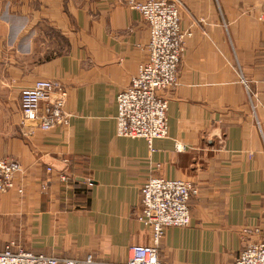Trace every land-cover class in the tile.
I'll use <instances>...</instances> for the list:
<instances>
[{
    "label": "crops",
    "instance_id": "0c3cea01",
    "mask_svg": "<svg viewBox=\"0 0 264 264\" xmlns=\"http://www.w3.org/2000/svg\"><path fill=\"white\" fill-rule=\"evenodd\" d=\"M176 2L192 35L159 94L168 137L149 145L116 126L117 96L148 57L138 12L125 0H0V160L21 163L24 188L0 195L1 249L126 264L132 246L154 245L139 221L152 178L199 190L190 225L165 230L162 261L233 264L264 242V0ZM38 80L67 90L68 126H22L20 93Z\"/></svg>",
    "mask_w": 264,
    "mask_h": 264
},
{
    "label": "built area",
    "instance_id": "2783aa9c",
    "mask_svg": "<svg viewBox=\"0 0 264 264\" xmlns=\"http://www.w3.org/2000/svg\"><path fill=\"white\" fill-rule=\"evenodd\" d=\"M125 5L138 12L147 23L150 40L148 57L140 66L131 85L117 96V135L122 138L144 139L149 145L168 137V101L160 92L175 86L185 50V38L180 26V10L176 0H125ZM68 93L55 80H38L32 87L21 91V124L35 125L47 132L69 125L66 111ZM177 146L179 150L181 147ZM23 173L16 160H0V195L24 188L16 184ZM66 181V177H61ZM199 195L192 183L181 180L152 178L141 190L139 221L153 229V246H132L126 264H168L158 254V245L170 227L185 228L191 223L189 202ZM245 229L243 234L258 233ZM0 264H104L86 261L62 260L36 255L9 243L0 248ZM233 264H264V242L246 243Z\"/></svg>",
    "mask_w": 264,
    "mask_h": 264
},
{
    "label": "rangeland",
    "instance_id": "374dc122",
    "mask_svg": "<svg viewBox=\"0 0 264 264\" xmlns=\"http://www.w3.org/2000/svg\"><path fill=\"white\" fill-rule=\"evenodd\" d=\"M20 95H21V93H20ZM20 111H21V105H20ZM21 121H22V116H21ZM38 128V127H37ZM18 193V192H17ZM20 194V193H19ZM252 230V229H251ZM15 244V243H14ZM16 246V245H15ZM17 248H19V247H17ZM21 249V248H20ZM22 250H24V249H22ZM24 251H26V250H24ZM27 252H29V251H27ZM31 253V252H30ZM34 254V253H33Z\"/></svg>",
    "mask_w": 264,
    "mask_h": 264
}]
</instances>
